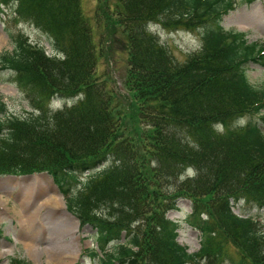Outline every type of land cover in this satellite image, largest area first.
Masks as SVG:
<instances>
[{"label":"trees","instance_id":"1","mask_svg":"<svg viewBox=\"0 0 264 264\" xmlns=\"http://www.w3.org/2000/svg\"><path fill=\"white\" fill-rule=\"evenodd\" d=\"M234 3L98 0L90 15L83 0H0V13L39 28L56 52L7 29L13 50L0 52V70L31 110L11 112L0 91V175L48 173L95 231L99 264H264V88L248 75L250 63L264 66V44L222 25ZM105 22L128 54L124 106L97 75L95 23ZM152 24L198 30L202 46L179 61ZM55 96L73 103L53 111ZM180 199L192 203L198 252L167 217ZM241 201L257 217L238 215Z\"/></svg>","mask_w":264,"mask_h":264},{"label":"rangeland","instance_id":"2","mask_svg":"<svg viewBox=\"0 0 264 264\" xmlns=\"http://www.w3.org/2000/svg\"><path fill=\"white\" fill-rule=\"evenodd\" d=\"M98 0H83L84 10L93 15ZM234 8L223 18V26L246 32L250 41L264 44V0H236ZM5 20V22H3ZM97 25L96 38L102 40V55L97 67V75L108 83L118 95L121 105H127L128 91L124 85L128 68V54L123 47L120 32L110 37L113 28ZM22 32L34 43L45 47L54 54V48L48 36L34 25L16 22L12 17L0 13V51L12 50L10 34ZM115 31V30H114ZM161 41L169 47L174 57L184 61L189 54L199 50L202 40L198 30L179 28L176 30L157 27L154 29ZM108 53V54H107ZM250 80L256 87H264V66L250 63ZM10 71L0 70V90L11 112L22 115L31 110L28 102L15 85L6 81ZM259 120L258 116L254 117ZM58 187L50 175L33 173L25 176L0 177V264H10L18 257H26L33 264H98L91 256L96 249L95 231L89 225L81 227L78 219L67 209L65 201L56 195ZM234 204V211L242 216H256L257 209L246 205L244 201ZM192 203L188 199L178 201V209L169 211L167 216L179 223L178 241L186 245L190 252H197L203 244L201 232L191 226L188 216ZM264 213V210L261 211ZM257 217V216H256ZM263 216H261L262 218ZM259 218V217H258ZM264 227V218L262 219ZM230 255H236L234 247H229ZM100 253V251L98 250ZM30 254L34 257L31 258ZM59 254H63L60 257ZM65 256V258H64ZM234 261H237V256ZM118 264V263H117Z\"/></svg>","mask_w":264,"mask_h":264},{"label":"bare ground","instance_id":"3","mask_svg":"<svg viewBox=\"0 0 264 264\" xmlns=\"http://www.w3.org/2000/svg\"><path fill=\"white\" fill-rule=\"evenodd\" d=\"M56 195H58V197L62 200V196L59 194V192L57 191L56 192ZM2 205V204H1ZM1 205H0V207H1ZM2 209V208H1ZM30 256H31V258H33L34 257V255L33 254H30ZM59 256L60 257H63V254H59ZM64 258H65V256H64Z\"/></svg>","mask_w":264,"mask_h":264}]
</instances>
